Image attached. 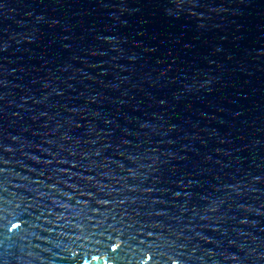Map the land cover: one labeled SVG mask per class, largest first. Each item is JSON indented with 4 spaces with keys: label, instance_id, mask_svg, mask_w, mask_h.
<instances>
[{
    "label": "water",
    "instance_id": "water-1",
    "mask_svg": "<svg viewBox=\"0 0 264 264\" xmlns=\"http://www.w3.org/2000/svg\"><path fill=\"white\" fill-rule=\"evenodd\" d=\"M0 264H264V0H0Z\"/></svg>",
    "mask_w": 264,
    "mask_h": 264
}]
</instances>
